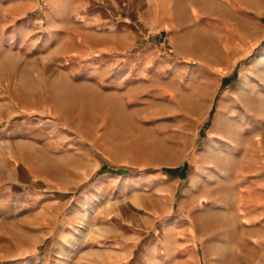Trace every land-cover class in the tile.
<instances>
[{"label": "rangeland", "instance_id": "1", "mask_svg": "<svg viewBox=\"0 0 264 264\" xmlns=\"http://www.w3.org/2000/svg\"><path fill=\"white\" fill-rule=\"evenodd\" d=\"M158 7L0 0V264H117L169 196L203 264H264V0Z\"/></svg>", "mask_w": 264, "mask_h": 264}, {"label": "crops", "instance_id": "2", "mask_svg": "<svg viewBox=\"0 0 264 264\" xmlns=\"http://www.w3.org/2000/svg\"><path fill=\"white\" fill-rule=\"evenodd\" d=\"M162 3L163 0H156L157 9H154L155 12L161 11L158 5H162ZM112 98L113 96L109 99L105 97V104L113 103ZM85 140L84 137H75L70 141H73L74 144H87ZM96 164H98L95 170L96 174L99 173L103 177L115 173L119 175L125 173L124 169H116L104 159ZM166 171L169 176H178L179 174V168H170ZM138 191L141 190L138 189ZM141 197L144 198V196ZM168 199V202L164 201V208L159 205H154L153 208L150 206L146 218H135L138 211H133L130 215L134 221L139 222L137 225L130 224V222L125 223L122 220L107 224L105 231L108 236L107 240L112 242V247L105 249L106 255L112 254L119 259V261H115L117 264H128L129 260L126 261V259L129 258H132V261L137 260L136 262L139 264L140 258L144 257L154 258V264H203L200 249L203 250L204 245H199L200 239L198 233L193 232V223L183 212L174 210L170 204L173 197L169 196ZM136 234L141 236H133Z\"/></svg>", "mask_w": 264, "mask_h": 264}, {"label": "bare ground", "instance_id": "3", "mask_svg": "<svg viewBox=\"0 0 264 264\" xmlns=\"http://www.w3.org/2000/svg\"><path fill=\"white\" fill-rule=\"evenodd\" d=\"M216 9V8H215ZM197 39V38H196ZM195 41V40H194ZM201 100H202V98H201ZM202 105H203V102H201V101H196V103H195V105L193 104V107H195L194 109L195 110H200L201 109V107H202ZM190 110V109H189ZM195 110H194V113H195Z\"/></svg>", "mask_w": 264, "mask_h": 264}]
</instances>
